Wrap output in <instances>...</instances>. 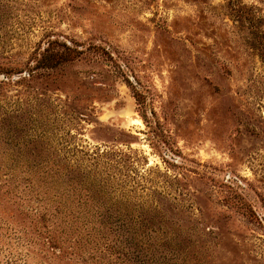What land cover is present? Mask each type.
<instances>
[{"label": "rangeland", "instance_id": "obj_1", "mask_svg": "<svg viewBox=\"0 0 264 264\" xmlns=\"http://www.w3.org/2000/svg\"><path fill=\"white\" fill-rule=\"evenodd\" d=\"M0 161L114 232L60 249L0 191V264H264V0H0Z\"/></svg>", "mask_w": 264, "mask_h": 264}, {"label": "trees", "instance_id": "obj_2", "mask_svg": "<svg viewBox=\"0 0 264 264\" xmlns=\"http://www.w3.org/2000/svg\"><path fill=\"white\" fill-rule=\"evenodd\" d=\"M11 162H15V159H11ZM7 165L4 161H0V172ZM30 175L24 179L29 187H25L26 191L22 190V194L16 191L18 188L16 184H13V187H0L2 195L8 202L10 200L21 202L19 215L25 218L35 217L39 231L45 234L44 238H51L52 236L51 239L60 246V249L81 254L87 244H94L90 250H95L96 254L103 255L105 249H109L106 243L109 241L108 236L114 233L111 228L107 227V219H99L100 228H97L91 224L89 212L86 210L87 199L84 202L77 201V205L74 207L71 205L73 203V200H70L71 194L77 193L76 199H81V195L87 192L91 194L90 191L84 187H32L33 178ZM11 177L14 178V175L11 174ZM16 180L15 177L14 181ZM9 183L12 184V182ZM32 195H35L34 200L36 202L34 201V203L32 202ZM88 202L93 203L91 199ZM104 208L103 206L99 207L93 216L102 213L101 209ZM105 230L109 233H104ZM96 233H98V237H94ZM94 238L97 241L96 239L94 241ZM110 249L115 252L119 248L114 245Z\"/></svg>", "mask_w": 264, "mask_h": 264}]
</instances>
